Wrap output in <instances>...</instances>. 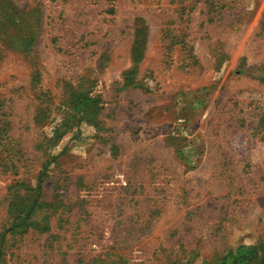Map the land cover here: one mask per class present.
I'll return each mask as SVG.
<instances>
[{"label": "rangeland", "instance_id": "1", "mask_svg": "<svg viewBox=\"0 0 264 264\" xmlns=\"http://www.w3.org/2000/svg\"><path fill=\"white\" fill-rule=\"evenodd\" d=\"M257 242L264 0H0V264Z\"/></svg>", "mask_w": 264, "mask_h": 264}, {"label": "trees", "instance_id": "2", "mask_svg": "<svg viewBox=\"0 0 264 264\" xmlns=\"http://www.w3.org/2000/svg\"><path fill=\"white\" fill-rule=\"evenodd\" d=\"M136 40L134 46H138L141 39V29H136ZM215 264H264V244L257 242L248 251L234 254L232 251H227Z\"/></svg>", "mask_w": 264, "mask_h": 264}]
</instances>
